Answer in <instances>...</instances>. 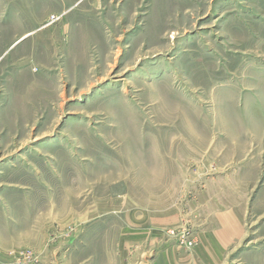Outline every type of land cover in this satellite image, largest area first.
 I'll list each match as a JSON object with an SVG mask.
<instances>
[{
    "label": "rangeland",
    "instance_id": "rangeland-1",
    "mask_svg": "<svg viewBox=\"0 0 264 264\" xmlns=\"http://www.w3.org/2000/svg\"><path fill=\"white\" fill-rule=\"evenodd\" d=\"M0 264H264V0H0Z\"/></svg>",
    "mask_w": 264,
    "mask_h": 264
},
{
    "label": "crops",
    "instance_id": "crops-1",
    "mask_svg": "<svg viewBox=\"0 0 264 264\" xmlns=\"http://www.w3.org/2000/svg\"><path fill=\"white\" fill-rule=\"evenodd\" d=\"M201 238V245L200 249L205 253L206 257L208 258V261L215 263L219 260L218 255H220V252L217 247L219 246L217 243V235L216 234H209V233H202L200 236ZM169 253L165 252L166 254H170L173 251H170L168 249ZM169 256V255H168ZM173 257V255L171 254ZM175 259V257H173ZM173 262V261H172Z\"/></svg>",
    "mask_w": 264,
    "mask_h": 264
},
{
    "label": "built area",
    "instance_id": "built-area-1",
    "mask_svg": "<svg viewBox=\"0 0 264 264\" xmlns=\"http://www.w3.org/2000/svg\"><path fill=\"white\" fill-rule=\"evenodd\" d=\"M55 17L54 16H51L50 20L52 21Z\"/></svg>",
    "mask_w": 264,
    "mask_h": 264
}]
</instances>
